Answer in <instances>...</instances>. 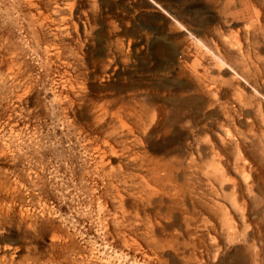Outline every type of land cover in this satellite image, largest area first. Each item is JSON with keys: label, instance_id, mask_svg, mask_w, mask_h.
I'll list each match as a JSON object with an SVG mask.
<instances>
[{"label": "rangeland", "instance_id": "1", "mask_svg": "<svg viewBox=\"0 0 264 264\" xmlns=\"http://www.w3.org/2000/svg\"><path fill=\"white\" fill-rule=\"evenodd\" d=\"M27 1L0 0V264H264V0Z\"/></svg>", "mask_w": 264, "mask_h": 264}, {"label": "bare ground", "instance_id": "2", "mask_svg": "<svg viewBox=\"0 0 264 264\" xmlns=\"http://www.w3.org/2000/svg\"><path fill=\"white\" fill-rule=\"evenodd\" d=\"M40 6H41V4H40L39 0H28L27 1L28 9L33 12L32 16L36 17L37 19L40 18L41 21H46L47 22V20H49L50 17L48 15H44L43 14V12L40 10ZM54 13H57V12L54 11L53 14ZM255 23H256V32L257 33H256V37L251 41V48H255L257 46L259 53L264 55V47L260 46V44H261L260 39L264 37V19L257 18ZM261 60H264V58L261 59ZM258 72L260 73V75L262 74L259 69H258ZM233 85H234L235 89H237V90L243 88L241 82H239L236 79L234 80ZM18 100H20V99L18 98ZM7 121L9 123V126H11L12 128H14L16 126L15 122L12 121L11 119L8 118ZM121 125H123V124H121ZM122 128L125 130L124 126H122ZM13 131H16V130L13 129ZM127 132L130 135H132L135 139H137V136L135 135L134 131H130L129 130ZM100 164L101 165L105 164V158H103L102 156L100 157ZM161 168H162V171L165 174L167 180L170 181L172 179L171 168L168 167L167 165L166 166H162ZM249 169H250V167H249ZM175 189L178 190V189H180V187L179 186H175ZM4 251L10 252L11 249H5Z\"/></svg>", "mask_w": 264, "mask_h": 264}]
</instances>
